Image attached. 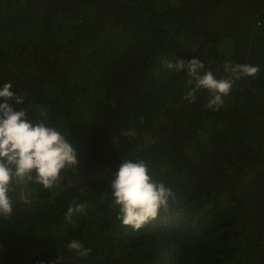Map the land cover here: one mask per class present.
<instances>
[{"label":"trees","instance_id":"obj_1","mask_svg":"<svg viewBox=\"0 0 264 264\" xmlns=\"http://www.w3.org/2000/svg\"><path fill=\"white\" fill-rule=\"evenodd\" d=\"M193 58L233 84L218 111L163 67ZM226 63L260 71L233 79ZM4 83L28 122L68 134L78 163L53 189L28 188L31 203L12 193L0 264H264V0H0ZM138 159L175 199L133 231L110 185Z\"/></svg>","mask_w":264,"mask_h":264},{"label":"clouds","instance_id":"obj_2","mask_svg":"<svg viewBox=\"0 0 264 264\" xmlns=\"http://www.w3.org/2000/svg\"><path fill=\"white\" fill-rule=\"evenodd\" d=\"M163 67L169 72L185 71L190 86L184 93V99L194 101L198 90L210 93L206 109L218 111L233 87L229 79H217L199 58L190 62L183 60H164ZM225 71L232 73L233 79L241 76L254 77L259 66L249 64L235 65L226 63ZM194 85V86H193ZM15 100L17 105L25 103L23 94L12 90L11 83L0 86V217H10L14 210L12 193L20 190L24 203L27 189L41 186L45 190L53 189L60 180L61 174L69 168L76 169L77 153L72 147L68 134L65 135L57 127L41 116L33 125L26 119L24 110L15 111L8 101ZM122 136H134V131H122ZM31 185V187L29 186ZM111 197L113 207L117 210L116 219L123 227L137 231L154 221L161 209L167 210L175 193L164 183L154 180L148 162L143 159L125 160L112 180ZM87 204L79 203L67 209L66 219L71 220L74 214H83ZM68 249L78 257H88L91 248L77 240L68 244ZM58 264L61 258L58 257Z\"/></svg>","mask_w":264,"mask_h":264}]
</instances>
